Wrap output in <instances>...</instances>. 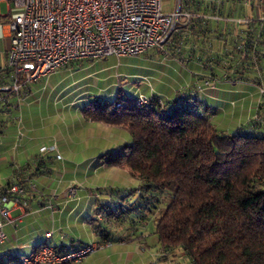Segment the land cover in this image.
<instances>
[{"label":"trees","instance_id":"obj_1","mask_svg":"<svg viewBox=\"0 0 264 264\" xmlns=\"http://www.w3.org/2000/svg\"><path fill=\"white\" fill-rule=\"evenodd\" d=\"M248 20L225 25L222 42L231 45L230 58L217 60L221 77L248 79L258 88L245 124L218 132L212 124L217 110L188 89L170 101L144 96L146 105L138 102L139 94H117L81 109L87 119L124 127L130 135L99 159L106 167L128 169L139 188L104 205L105 216L127 221L136 209L152 213L160 246L180 248L190 264H264V20ZM208 24L183 26L176 42L191 35L202 44ZM109 237L101 233L100 241L113 242ZM19 256L0 264H17Z\"/></svg>","mask_w":264,"mask_h":264},{"label":"crops","instance_id":"obj_2","mask_svg":"<svg viewBox=\"0 0 264 264\" xmlns=\"http://www.w3.org/2000/svg\"><path fill=\"white\" fill-rule=\"evenodd\" d=\"M177 1L161 0L162 11L171 12ZM181 2L189 3L193 10H200L204 9L207 0H181ZM197 2H199V7L195 6ZM11 7V0H0V81L4 84L9 82L7 54L10 41L7 24L12 16ZM244 12L248 17L264 20V0H252L250 8H246ZM235 14L239 15L240 12L237 11ZM222 25L220 22L210 21L207 28L204 29L205 37L202 44H195L191 35L189 36L190 39L184 45L185 48L182 50L179 60L175 59L177 62L172 61L170 64L171 68L179 69L178 79L172 84L170 96L153 95L170 101L179 91L188 89L195 92L199 100L214 107L217 113L221 114H224L222 109L228 101H241L240 108L243 104L248 106L250 102L257 103L259 91L250 80L234 82L229 78L221 77V73H219L221 66L217 60L228 61L230 56L226 52L231 49L230 44L222 42V34H227L225 30L227 28ZM230 32L232 33V30ZM232 64L234 65L233 62ZM211 71L217 75L209 76L208 73ZM207 78L215 79L218 97H216V93L215 98L209 97V88L203 86V81ZM28 96L29 94L19 105L15 95L0 92V98L4 97V100L0 101V191L14 181H19L26 187L23 196L26 205L12 207L10 210L11 217H20V222L15 227L12 225L4 227L7 240L0 245L1 263H4L10 255L29 254L41 243L58 248L76 247L103 239L101 233L107 232L109 238H113L111 246L86 257L77 264H190L189 259L180 248L164 250L160 246L153 233L154 217L152 213L143 210V208L136 209L130 213L127 221L105 216L102 208L104 205L125 195L132 187L128 186L129 184L135 185V188L140 184L138 179L130 175L128 169L119 168L123 171L126 170L127 184L110 181L106 176L101 177L100 174L95 175L96 172L99 173L100 169L106 167L100 161V155L104 151L121 146L120 142L113 147L103 148L104 150L93 148L94 150L91 151L92 148H90L86 153L79 151L80 147H84L83 145L75 146L68 152L71 157L66 155L65 161L62 157L63 164L55 166L51 160L53 153L33 155L29 140H14L16 129L12 127L14 123H8V118L11 119L15 115V118L19 117L18 115L24 112L27 115L30 114L28 109L31 107L32 101L27 102ZM238 102L235 108H239ZM250 110L251 108L248 107L244 120L241 123L233 124V127L245 124L249 119ZM12 112L14 114L10 116L9 113ZM96 125L98 124L94 126ZM96 128L99 130L98 127ZM51 144H55L59 154V141L56 140L49 145ZM40 160L41 162H39ZM64 164L68 165V168L60 171L59 169H62ZM78 165L79 167H77ZM76 170L83 171V173L76 175ZM92 173L95 178L91 176ZM30 183L36 185L37 191H31L28 188ZM68 185H76L78 194L74 201L66 203L61 198V193ZM52 194L55 197H52ZM134 199L135 195H132L128 201ZM48 233L51 235L47 236Z\"/></svg>","mask_w":264,"mask_h":264},{"label":"built area","instance_id":"obj_3","mask_svg":"<svg viewBox=\"0 0 264 264\" xmlns=\"http://www.w3.org/2000/svg\"><path fill=\"white\" fill-rule=\"evenodd\" d=\"M12 16L7 27L10 47L7 54L9 82L0 85V92L18 97L20 89L39 81L72 63L95 61L109 55L135 56L150 49L178 55L184 43L176 42L183 26L207 21L233 20L216 13L191 9L189 3L178 0L174 9L165 13L161 0H11ZM199 7V2L195 4ZM235 24H244L239 20ZM182 27V28H181ZM184 36V35H183ZM215 79H205L203 86L215 95ZM181 96H184L181 94ZM18 99V98H17ZM4 97L0 98L3 101ZM138 102L148 100L138 96ZM57 153L55 144L40 146L39 154ZM28 188L37 191L30 183ZM26 187L19 181L10 182L0 191V245L7 236L6 225L16 226L20 217L10 215L12 207L25 206ZM76 185L67 186L61 193L64 202L77 198ZM52 197H55L52 194ZM48 233L47 236H50ZM110 241H94L76 247L57 249L43 245L29 254L21 255L17 264L81 263L86 257L111 246Z\"/></svg>","mask_w":264,"mask_h":264},{"label":"rangeland","instance_id":"obj_4","mask_svg":"<svg viewBox=\"0 0 264 264\" xmlns=\"http://www.w3.org/2000/svg\"><path fill=\"white\" fill-rule=\"evenodd\" d=\"M251 2L252 0H207L204 9L201 10L205 13L213 11L219 16L232 18L233 20L219 21L225 27L226 24L235 23L234 19L237 21L246 20L248 15H245L244 10L250 8ZM237 11L240 12L239 15L235 14ZM187 42V39L185 43L183 41L185 45ZM180 57L181 55L172 53L171 47L166 52L150 49L135 56L109 55L95 61L72 63L39 81L28 83L20 89L16 98L20 105V102L24 101L29 94L27 102L32 101L31 107L28 109L30 114L27 115L24 112L15 118L16 115L12 116L13 112L9 113L12 117L8 118V123H14L12 127L16 129L14 140H29L33 155H39L40 146H48L58 140L59 154L62 156L60 155L61 158L57 160L54 155L52 156L51 160L55 166H57L56 164L62 165L63 160H66V155L69 156L68 152L75 146L83 145L84 147H80L79 151L86 153L90 148H92L91 151L107 149L118 142L123 145L130 140L126 128L115 125L107 126L100 122L91 123V120L82 114L81 109L95 100L113 101L117 94L132 96L142 93L146 94V97L153 94L170 96L172 84L177 81L179 75V69L171 68L170 64L172 61L176 63ZM215 93L217 95V89ZM237 102L228 101L222 109L224 114L217 113L213 116L212 124L218 132L233 130V124L241 123L244 120L248 107L251 108L248 118L252 117L255 102H250L248 106L243 104L240 108L241 101H239V108H235ZM31 115L33 117L30 118ZM94 123L99 126H94ZM66 167L68 168V165L64 164L63 168L59 170L67 169ZM125 171L117 167H104L95 175L100 174L101 177L106 176L110 181L127 184L128 175ZM79 173H83V171L76 170V175ZM91 176H94V173ZM128 186H132L131 189L137 193L136 189L139 186L136 188L135 185L129 184Z\"/></svg>","mask_w":264,"mask_h":264}]
</instances>
